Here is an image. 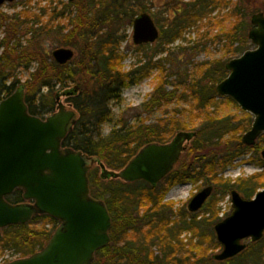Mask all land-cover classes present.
Segmentation results:
<instances>
[{"label":"trees","instance_id":"trees-1","mask_svg":"<svg viewBox=\"0 0 264 264\" xmlns=\"http://www.w3.org/2000/svg\"><path fill=\"white\" fill-rule=\"evenodd\" d=\"M138 1L97 0V4L94 5L96 9L93 7L95 12L91 17L86 16L87 19L81 20L78 31L72 27L68 33H74L73 36L68 37L64 42L67 45L78 47L80 54L77 57L80 62L72 64L70 61L60 64L54 61L52 68H47L45 72L40 71L36 76L38 81L37 84H34L35 91L26 93V102L30 113L44 117L45 114L55 110L57 93L53 95V92L57 87L67 88L72 83H79L72 88L70 98L78 111L77 121L71 127L63 145L82 150L92 159L115 170L123 168L143 146L152 142H167L169 136L176 130H189V125L184 120L172 117L169 120L161 119L155 124H142L136 127L130 126L122 120L117 122L119 126L117 124L113 126L109 134L104 135L102 132L103 125L111 120V101L119 100L126 86L138 83L148 76L153 66V64L150 66L149 63H145L132 70H123L119 65L122 56L117 51L121 40L126 35H120L114 29L106 31L104 27L108 19L115 22L121 14L130 16L132 22L140 14L139 12L142 13L147 9L146 5L140 4ZM134 3H137V7ZM216 3H220V0H192L186 4V7L176 9L173 17H168L169 23L162 29L159 38L167 43L176 40L183 28L208 17L209 13H212L216 8ZM72 5L71 1L65 3L60 10L53 11V16L56 18L67 11L69 12ZM246 7L235 5L233 7L235 18L233 25L228 31L217 34L213 38L214 40H224L229 48L234 47L233 51L236 55L255 46L249 38V31L253 24L248 20V15L250 13L253 15L259 10L264 12V8L248 12ZM50 28L47 25H41L37 29L30 26L29 31L34 37L38 33H48ZM75 32L80 41H74ZM147 45L149 44L143 46ZM164 49L166 48L162 50ZM12 53L3 51L0 55V102L15 91L19 81L15 70L16 66L23 61V57L20 56L14 60ZM225 63L217 61L214 65L206 68L202 79H209V85H202L200 82L202 79L193 84L189 94L198 98L199 109L218 104L217 101L220 99L216 85L229 75ZM166 82L163 79L160 80L151 94V98L145 102V108L161 107L165 102L176 97V91H169ZM28 85L29 83L24 84L26 88ZM45 89L47 90L45 91ZM187 94L188 92H185L180 96L183 95L186 98ZM228 99L235 102L231 97ZM207 117L201 128L194 130L196 131V136L193 139L194 144L189 145L184 153L187 157H190L188 155L191 154L192 158H188L180 168L176 167L156 186L144 180L125 182L121 179H110V182H107L101 175H98L100 166L92 167L89 173L92 194L107 203L113 218L112 240L97 252V259L93 264H167L163 256L170 259L169 263L174 262L175 264L181 261L174 256L177 245L181 248L178 243L181 230H196L199 236L206 235L202 230L205 226L204 220H198V215L194 213H189L190 215L186 216L184 213L178 212L180 220L174 224V221L171 220L174 216L173 205L163 202L165 196L163 194L166 193L164 189L166 188L162 189L161 184L164 181L168 185H172L176 182L201 178H205L211 183L217 179L215 185L218 188L221 187L224 192L237 189L248 199L252 198L264 186V170L241 179L239 182L231 183V180L218 178L220 171L216 169L218 165H221L222 168L226 167L229 162L244 155L252 148L259 152L260 144L264 141V133L260 135L253 146L245 144L242 138L236 135H233L225 146H221L219 142L231 132L236 134L237 130H247L252 124V116L249 115L247 120H236L232 115L217 119L208 114ZM219 150H223L224 153L221 159L217 154H213ZM258 164L264 167V159H260ZM7 198L13 203L21 202L24 200L23 191L17 189ZM143 206L146 208L142 211ZM40 218L50 219L53 224L52 229L35 230L29 226L31 222ZM31 222L5 227L4 237L0 241L2 248L14 249L21 256L30 255L45 246L59 224L58 220L49 215H37ZM169 224L171 225L169 226ZM130 233H133L134 237L131 238ZM211 235L215 238L214 231ZM160 241L163 244L161 246L163 256L155 255L152 251L153 246L158 245L157 242ZM216 244L220 246L218 241ZM263 257L264 237L257 242H251L247 249L239 255L225 261H216V264H249L250 262L257 264ZM211 259L209 262H202L203 258H201L195 264H201V262L202 264H212L213 257Z\"/></svg>","mask_w":264,"mask_h":264},{"label":"water","instance_id":"water-1","mask_svg":"<svg viewBox=\"0 0 264 264\" xmlns=\"http://www.w3.org/2000/svg\"><path fill=\"white\" fill-rule=\"evenodd\" d=\"M15 0H0V4ZM72 1V0H71ZM249 31L256 45L230 59L229 75L216 86L219 95L232 97L254 116L243 142L256 144L264 133V12L252 15ZM137 45L153 43L160 30L153 17L144 12L133 23ZM64 64L74 57L71 48L53 52ZM72 89L67 94H72ZM58 111L42 119L29 112L22 86L0 102V240L2 230L11 224L27 223L37 214H48L60 221L48 243L39 251L5 264H92L97 251L111 241L112 216L106 202L91 194L88 172L97 162L81 150L64 147L76 110L66 107L58 96ZM195 132L180 131L168 143H149L120 171L101 164V176L133 182L145 180L157 185L179 161ZM264 157V149L261 152ZM17 188L33 203L13 204L6 199ZM206 186L190 201L192 212L201 209L213 192ZM233 212L215 225L223 249L214 255L219 261L230 259L264 236V189L252 199L232 190Z\"/></svg>","mask_w":264,"mask_h":264},{"label":"rangeland","instance_id":"rangeland-1","mask_svg":"<svg viewBox=\"0 0 264 264\" xmlns=\"http://www.w3.org/2000/svg\"><path fill=\"white\" fill-rule=\"evenodd\" d=\"M191 1L139 0L138 3L147 6L144 12H148L153 17L161 32L169 23L168 17H173L176 9L186 7V4ZM68 2L70 0H15L0 4V55L3 51H11L13 52L14 60H17L20 56L23 57V61L20 64H18L19 62L17 63L18 65L15 70V75L19 80L16 88L29 83L27 88L26 86L23 88H26V93L29 91L34 92V84H37L38 81L36 79L38 77L36 76L39 75L40 71L45 72L47 68H52L55 61L53 52L56 49L63 47L71 48L74 51V61L72 60V64L80 62V59L77 57L80 54L78 47L71 44L67 45L64 42L68 37L73 36L74 33H68L72 27L78 31L81 20L87 19L86 16L88 18L91 17L92 13L95 12L93 7L95 8L94 5L97 4V0H72L73 5L70 6L69 12L67 11L62 16L55 18L53 11L55 9L60 10ZM134 4L137 7V3ZM216 4V8L212 13H209L208 17L183 28L179 37L171 43H167L162 38H159L153 43H148L149 45L147 46H143L144 44L136 45L133 41L134 29L130 16L121 14L115 22L108 19L104 25L106 31L114 29L120 35H126L121 40L117 51L122 56V59L119 61L122 69L125 71L132 70L145 63H149L150 66L153 64V66L148 76L138 83L126 86L122 91L121 98L111 101V120L107 121L102 127L104 135L109 134L116 124L119 126L117 122L122 120V122H126L128 125L136 127L142 124H155L161 119L169 120L172 117H179L189 125L188 131L201 128L204 120L208 118V114L217 119L226 115H232L236 120H247L250 115L253 122L254 116L250 112L243 110L237 102L229 100V96L218 95L220 99L217 101L218 106L211 105L205 109H199L197 105L198 98L189 94L193 84L203 78L207 67L214 65L217 61L227 63L231 58L239 56V54H234V47L229 48L224 40L213 39L217 34L228 31L233 25L235 21L233 7L237 4L240 6L244 5L245 7L248 6L246 7L248 12L253 9L264 8V0H220V3ZM251 17L252 14L250 13L247 17L249 21H251ZM76 24L77 26H74ZM41 25L51 27L50 31L48 33H38L32 37L29 31L30 26H34L37 29ZM75 37L74 41H80L76 36V32ZM83 45L85 44L83 43ZM163 48L166 49L162 50ZM161 79L164 82L167 81L166 84L169 91H176V97L169 102H165L161 107L145 108V102L151 98V94ZM200 82H202V85H209L210 83L209 79H202ZM82 84L84 85V83ZM77 85L79 83H72L67 88L57 87L53 95L59 91L60 101L66 107L73 108V102L70 101L72 94H67L66 91ZM185 92H188L186 98L183 95L180 96V94ZM57 103L56 101V111ZM50 114H45L44 117ZM250 128L251 124L247 130ZM247 130H237L236 134L235 132H231L225 135L219 141L221 146H225L226 142L231 140L230 138L233 135L242 138ZM177 131L179 130H176L169 136V140L172 139ZM193 144L192 141L190 145L192 146ZM260 145L259 152H256L252 148V150H248L244 155L229 162L226 167L222 168L221 165H218L216 167L217 171H220L218 178L221 177L224 180H231V183H235L262 172L264 167L260 166L258 161L264 159L261 155V151L264 149V141ZM222 151L219 150V152H214L213 154H217L218 158L221 159L224 155ZM205 152L208 151L205 150ZM188 156L190 157L184 154L182 160L177 165V169L188 158H192L191 154ZM101 171V168H99L98 175H100ZM105 180L110 182V179ZM217 181L216 179L209 183L205 178H201L187 182H176L172 185H168L166 181L161 184L162 189L166 188L164 189L166 193H162L165 195L163 202L173 205L174 216L171 220L174 221V224L180 220L178 212H182L186 216L191 214L188 210V204L200 190L209 184L215 187L214 193L208 199L205 206L200 211L194 213L198 215V220H204L205 226L202 230L206 235L199 236L196 230H181L178 237V243L181 245V248L177 245L178 248L176 247V254L174 255L181 261H177L178 263L175 264H195L201 258H203L202 262H209L214 257V254L221 252V245L218 246L216 244L217 235L214 226L218 221L228 217L232 213L233 206L231 190L224 192L221 187L218 188L215 185ZM261 189H264V186L259 190ZM145 208L143 206L142 211ZM29 226L35 230H43L45 228L51 230L53 224L48 218H40L31 222ZM213 231L215 238L211 235ZM130 234L131 238L134 237L133 233ZM246 242L249 243L250 240L247 239ZM157 244L153 246L152 251L155 255L163 256L161 251L162 241L157 242ZM20 256L21 254L17 253L14 249H3L0 244V264L12 261ZM163 258L166 259L167 264H174V262L169 263L170 259L165 256ZM263 262L264 257L257 264H263ZM250 263L254 264L253 262ZM212 264H216L214 258Z\"/></svg>","mask_w":264,"mask_h":264}]
</instances>
